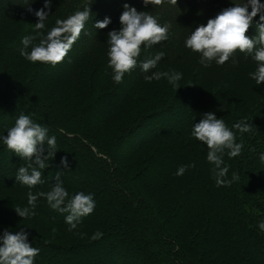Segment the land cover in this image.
Returning a JSON list of instances; mask_svg holds the SVG:
<instances>
[{"label":"trees","instance_id":"16d2710c","mask_svg":"<svg viewBox=\"0 0 264 264\" xmlns=\"http://www.w3.org/2000/svg\"><path fill=\"white\" fill-rule=\"evenodd\" d=\"M39 1L0 0V158L8 149L3 137L15 125V113L20 111L48 128V136L56 137L57 152L46 162L48 166L40 169L43 183L29 188L17 182L19 167L30 163L19 157L9 173H0V189L7 188L30 207L29 192L36 196L49 192L60 173L68 199L79 192L91 194L95 208L69 230L65 222L68 213L53 210L46 197H37L33 210L50 222L47 230L54 233L52 240L28 237L27 242L41 250L35 257L40 261L34 264H264V231L259 228L264 221V161L260 159L264 154V84L256 85L250 75L257 70L258 62L252 55L237 51L229 59L238 61L237 69L228 72L222 67L217 70L223 73L219 80L210 81L211 67L205 70L201 55L185 46L198 26L246 0H177V5L165 0L162 6L147 7L142 0H78L81 4L76 11L90 6L92 15L63 62L55 66L40 62L17 65L15 57L22 39L33 34L31 22L38 21L28 7L33 9ZM66 3L73 4L72 9L77 4L74 0ZM125 3L138 11L152 9L162 26L171 27L167 40L151 48L142 46L137 67L117 84L106 57H102L105 46L99 45L102 39H109V32L120 30L119 17ZM17 13L30 15L22 33L15 21V25L7 22ZM105 17L111 23L104 29L95 28L94 24ZM259 22L257 15L246 33L249 38L257 35ZM159 52L165 55L156 68L143 72L139 63ZM184 58L189 69H195L189 82L177 90L167 79L164 84L145 87L150 83L145 75L165 72V67L174 62L185 65ZM89 59L102 63L91 65L86 63ZM241 71L256 85L244 105L237 100L241 91L237 75ZM43 85H71L84 102L74 106L77 112L70 113L42 95ZM162 87L167 98L155 103ZM207 90L211 98L205 113L223 119L235 133L236 142H243L241 154L234 157L239 177L236 189L227 188L217 199L208 201L203 198L207 185L203 168L192 163V156L179 155V151L192 146L193 127L203 118L198 102L207 96ZM147 104L151 107L144 113L141 108ZM242 120L252 125L251 132L241 134L233 128ZM122 121L126 125L119 134H109L108 130L104 137L97 130L91 131L110 125L114 131ZM201 146L207 147L203 142L196 147ZM63 157L67 158L66 168L61 164ZM223 158H228L227 150ZM184 165L194 167L177 176ZM224 166L231 167L230 163ZM174 175L175 184L170 180ZM2 230L6 229L0 225ZM62 230L76 231L78 239L55 241L54 234ZM98 231L102 237L93 240Z\"/></svg>","mask_w":264,"mask_h":264},{"label":"clouds","instance_id":"9594fccd","mask_svg":"<svg viewBox=\"0 0 264 264\" xmlns=\"http://www.w3.org/2000/svg\"><path fill=\"white\" fill-rule=\"evenodd\" d=\"M145 7L149 4L162 6L165 0H142ZM172 5H177V0H167ZM52 0H44V7L35 11L38 22L34 25V35L25 36L22 39L23 47L20 55L32 63H50L55 66L63 62L73 44L80 37L85 23L91 17L90 6L84 10H78L66 19H57L56 26L45 35L41 30L45 28V21L49 13L45 9H51ZM249 7L251 11L249 12ZM28 11H33L29 6ZM259 15L260 22L256 25L257 35L249 38L246 34L252 25L254 17ZM121 28L108 33V67L113 71L115 83H122L125 73H130L137 67L138 57L142 46L151 48L168 39L170 24L163 26L158 19L148 12L138 11L135 7L124 4V11L119 17ZM111 23V19L105 17L97 21L94 27L104 29ZM39 40L38 44L34 41ZM31 46V50L28 51ZM185 46L193 52L201 55L200 63L209 67L212 61L217 65H224L232 58L237 51L253 56L258 62V68L251 73V78L256 85L264 83V3L260 0H246L243 4L223 9L215 18L207 21L206 25L198 26L186 39ZM258 46V47H257ZM165 53L159 52L154 57L148 58L139 63V67L145 73L156 68L158 62ZM238 63L233 59V64ZM166 78L177 90L180 86L178 81L182 79L179 72H155L152 75H145L147 82ZM233 128L241 134L252 131V125L246 120L239 121ZM192 136L207 145V161L215 167L212 169L213 177L217 186H230L239 177L233 173L232 179H225L228 167L224 164L223 155L227 150L229 158L237 157L243 149V142H236L235 133L230 130L223 119H217L214 113H205L203 118L195 123ZM3 143L9 150L24 160L30 161L25 167L21 166L15 176L18 183L32 188L43 183L40 169L48 166L49 158L53 159L57 152L56 137L48 136V128L39 123H34L28 115L20 114L15 120V125L10 127L7 135L3 137ZM47 146V155L45 152ZM255 151V149H252ZM264 161V154L260 156ZM61 164L68 166L67 158L61 159ZM194 165L179 167L177 176H182L187 168ZM61 174H56V183L47 193H39L47 199L49 206L60 213H68L65 222L70 229H75L82 217L90 215L95 208V201L91 194L79 192L68 199V192L63 187L60 179ZM37 196L31 192L28 194V205L30 207H14L15 212L26 219L35 215L33 209L36 206ZM67 200V203L65 201ZM259 228L264 231V221L259 223ZM103 233L96 232L92 239H100ZM28 233L21 230L15 234L5 231L2 237L3 244L0 246V264H34V259L39 255V249L30 246L27 242Z\"/></svg>","mask_w":264,"mask_h":264},{"label":"rangeland","instance_id":"374dc122","mask_svg":"<svg viewBox=\"0 0 264 264\" xmlns=\"http://www.w3.org/2000/svg\"><path fill=\"white\" fill-rule=\"evenodd\" d=\"M74 1H76L77 4L75 5V8L72 9L73 4L70 3L67 5L66 0H52L51 9L50 10L45 9V11L49 13V17L44 22L45 28L41 30L45 35L51 30V28L56 26L55 22L57 19H66L68 16L76 12L81 2L78 3V0H74ZM260 2L264 3L261 0ZM43 7H44V0H40L39 2L35 3L33 7V11L35 12L36 10H39ZM148 13L152 15L153 10L150 9ZM30 20H31L30 15L28 13H17V15L16 14L12 15V17L9 18L7 22H9L8 23L9 25H15L13 22L15 21L18 24L19 29H21V33H22L24 32L26 25L30 23ZM37 22L38 21L31 22V25H32L31 31H33L32 35L35 34L34 25ZM107 42L108 40L106 41L105 39H102L99 45L100 47L103 45L105 46L104 51L106 53H103L102 57L103 58L106 57L105 58L106 62H108L107 53L110 47V45ZM38 43H39V40L34 41V44H38ZM22 47L23 45H21V47L19 48L18 53L15 57V61L17 65H28L29 63H32V62H29L28 60H26L24 57L20 55V49ZM30 50H31V47H29L28 51ZM186 58L183 59L185 61V65L177 64L174 62L172 65H168L165 67V72L175 71V72H179L182 74V79L177 82L178 85H181L182 83H185L187 81L189 82L195 75V69H193L191 66H190L191 70L189 69V64L186 63ZM93 62H99V61H93L91 59L86 61V63H91V65H94ZM99 63H102V62H99ZM95 64L98 65L97 63ZM210 67H211V76H212L210 78V81L212 80L216 81V80H219V78L223 74V73L217 72V70L223 67L228 72H231V71H235L238 66L236 64L234 65L233 62H230L228 60L224 65H217L215 61H212V64L209 67H206L205 70L208 71V68ZM245 76L246 75H244L242 71L239 72V74L237 75L238 80L241 82V91L238 93L237 100H239L242 105L248 104V101L250 99L249 95H251L253 90L256 88V85L251 83L249 79L246 80ZM164 83H166V78H161L160 80H152V82H150L149 84H146L145 87L149 88L154 85L156 86L158 84H164ZM262 84L264 83H261V85ZM41 89H42V95L45 96V98H47L52 103H55L56 106L58 107H62L63 105L64 107L62 108L67 109L68 111H70V113L77 112L78 109H75L74 106H78V104H82L84 102V101L80 102V99H78V93L76 89L73 88L71 85L62 86V87L55 86L53 88L49 87V85H43L41 86ZM206 93H207L206 94L207 96L205 98H202L201 101L198 102V104L200 105L199 108L200 107L202 108L201 109L202 113L206 112V106H207L206 102H208V100L211 98V92L207 90ZM157 94H158L157 99L154 98L156 99L155 103H158L162 98H167L166 96L167 94H166L164 87L159 89V91H157ZM145 95L148 96V94L146 93ZM150 107L151 105L147 104L145 107L141 108V111H144L145 113L148 109H150ZM240 107L242 108V106ZM202 113L200 114L201 117L203 116ZM20 114H22L21 111L16 112L14 117L18 118ZM74 114H72L71 116H74ZM125 125H126V122L123 124V121H122V122H119L115 127H113L114 131L110 129L112 128L111 126L113 125L104 126V127L96 126V127H93L91 131L96 133L95 131L97 130L98 134H102L104 137H106L108 135H105V132L107 133L108 130H109L108 132L109 134H119L124 130ZM192 139L193 138L191 137L190 141ZM200 142L201 141L194 138L192 146H189L186 149L179 151V155L183 156L184 158H189L192 156L191 158L192 163H197L201 168H203V172H205V179L207 178V181H206L207 185H206V189H204L205 194L203 198L208 201L212 199H217V197H219L223 192H226L227 188L236 189L237 185H236V180L233 181L230 186H217L216 185L215 179L213 177V172H212V169L215 167V165L207 161V152H208L207 147L204 148L201 146V148L197 149L196 146ZM6 151L7 152L4 153V156L0 158V173H9L8 169L13 168L15 166L14 161H16L19 158V156H17L11 150L6 149ZM223 160H224V163H230L231 165V167H228L229 170L225 177V179L231 180L233 173H236L234 169V158L228 157V158H223ZM222 166L224 167V164ZM194 169H196V167ZM176 179H177L176 175L170 178L172 183H174ZM37 197H40V195L38 194ZM198 198L199 199L202 198L201 193L198 195ZM14 207L24 208L28 206L24 204L23 200L20 197L15 196L7 188L0 189V225L6 229V230L0 231V246H2L3 244L2 237L5 231H9L11 233H17L21 230H24L25 232L28 233V237H31V238L32 237H42L46 240H52L54 232L47 230V228L52 225L44 216H42L37 211L33 210L35 212V215L30 216L26 219H23L15 212ZM171 228L169 226V229ZM75 232L76 231L66 233L63 230L56 232L54 234L56 237L54 240L62 242L63 240L72 241L74 239H78L77 234ZM30 246L38 248V246H35V245H30ZM39 253H41L40 249H39ZM39 261H40L39 258L34 259V262H39Z\"/></svg>","mask_w":264,"mask_h":264}]
</instances>
